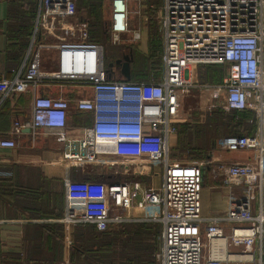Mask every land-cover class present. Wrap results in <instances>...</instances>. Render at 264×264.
<instances>
[{
    "label": "built area",
    "instance_id": "obj_1",
    "mask_svg": "<svg viewBox=\"0 0 264 264\" xmlns=\"http://www.w3.org/2000/svg\"><path fill=\"white\" fill-rule=\"evenodd\" d=\"M132 0H107V33L113 45L122 35L138 41L130 28ZM158 24L162 39L161 77L148 82L117 80L106 69L104 46L89 36L88 25L76 16V0H37L29 49L22 68L0 79L4 101L31 95L29 120L15 122L12 135L23 129L55 131L66 169L86 166L156 164L161 184L145 188L139 181L106 184L71 183L65 196L66 229L91 225L98 232L128 223L159 224L160 264H264V0H161ZM152 8V6L150 7ZM147 21V18H144ZM51 37L52 43H44ZM56 52L54 70H42V52ZM198 66H223L224 109L255 113L252 135L217 140L221 150L252 151L249 164H221L212 170L222 185L241 187L230 196L225 216L204 219L201 192L209 162L188 164L171 157L182 100L196 89ZM53 86L56 96L42 87ZM68 95H74L70 98ZM74 99V100H73ZM90 115L78 136L70 135V103ZM11 139L0 148L13 149ZM3 177L10 173L0 172ZM206 222L204 231L200 223ZM221 223L229 226L223 232ZM206 251V254H204Z\"/></svg>",
    "mask_w": 264,
    "mask_h": 264
},
{
    "label": "crops",
    "instance_id": "obj_2",
    "mask_svg": "<svg viewBox=\"0 0 264 264\" xmlns=\"http://www.w3.org/2000/svg\"><path fill=\"white\" fill-rule=\"evenodd\" d=\"M14 5L13 0H0V79H11L22 68L33 29L32 25L29 36L27 33L18 32L17 25L10 19ZM151 6L153 7L150 12L151 24L144 20L138 28L130 26L132 30L140 31L142 34L140 40L143 39L144 34L146 40L144 46L137 44L139 40L132 41L131 35L126 34L122 37H128L125 44L131 46L133 52L145 55L148 50L149 36L152 34L160 46L161 57L162 39L157 23L160 7L157 8L154 2H150L149 7ZM134 44L137 47H134ZM51 65L53 67L47 70L42 63L41 68L51 72L55 67L52 60ZM160 77L157 79L150 77L148 81L159 80ZM40 90L47 96L57 95V89L53 86L42 87ZM68 96L74 98V95ZM30 104L31 95L28 93L12 96L4 101L0 97V140L11 139L16 144L13 149L0 148V172L10 173L7 177L0 175V264H69L70 245H72L71 229H66L64 226L63 228V224L60 223L65 215L67 187L71 183H77L76 180L90 177V173L97 166L66 169V163L62 157V146L56 141V132L53 130L32 131L26 128L21 134L12 135L11 131L15 122L25 124L29 120ZM245 112H251L255 120L253 111ZM67 123L70 135L78 136L81 127L89 125L90 115L77 111L71 102ZM249 124L251 121L247 123V126ZM232 128L235 130L234 121H232ZM179 136L180 131L172 137L170 143L171 152L175 154L179 149L183 150L182 139ZM186 156L188 154L184 151L179 158H186ZM254 159L255 154L252 151H239L228 158L213 157L211 162L217 167L221 164H249ZM209 170L210 167L204 170L201 192V215L204 219L225 216L230 196L236 198L241 195L240 186L228 189L219 184L216 187L204 183L205 176L211 172ZM139 182L150 189L144 181ZM124 225L145 226L150 233L149 238L152 239V236L156 234L159 250L161 236L159 224L128 223ZM220 226L224 233H229V226L225 223H221ZM200 228L204 231L206 222L202 221ZM61 236L64 237L63 243L60 242Z\"/></svg>",
    "mask_w": 264,
    "mask_h": 264
},
{
    "label": "rangeland",
    "instance_id": "obj_3",
    "mask_svg": "<svg viewBox=\"0 0 264 264\" xmlns=\"http://www.w3.org/2000/svg\"><path fill=\"white\" fill-rule=\"evenodd\" d=\"M150 2H154L157 8L162 5L161 0H132L130 2V26L138 28L141 23L144 22V18L148 19L147 23L152 22L150 18L152 14L150 15L147 12V6ZM109 17V3L103 0L102 24L96 31L97 35L95 36L104 46L106 69H108V65L110 63H113L122 54L125 50L124 48L131 47L126 46L125 44L128 37L121 36L120 44L118 45H113L111 43V38L107 33ZM77 18L81 20L79 15ZM87 25L89 28L88 31L90 30L89 36L92 37L91 27L88 23ZM43 42L52 43L53 39L51 37H44ZM145 42L146 40L143 34V39H139L137 44L139 46H144ZM134 47H137V45L134 44ZM132 53L135 57V61L132 65V76L133 78H136L134 80L135 82H147L150 77L155 79L160 77L161 69L158 52L156 56L150 58H148V50L145 55L137 53L136 51ZM42 56L44 68L47 70L51 69L53 67L51 65V60L55 63L56 52L43 51ZM112 71L118 78H120L118 76L120 75L119 69L113 67ZM225 73V68L221 66H198L196 68L193 80L200 86H211L212 88H196L192 90L188 96L184 98V100H182L180 106V116L182 117L183 122L181 127H179V137L182 139L183 150L187 152L188 156L182 159L179 158L180 154L184 151L179 149L175 154L173 151L171 152L170 146L171 157L178 161L186 162L188 164H201L207 160L209 164L206 165V168L210 167L211 172H208V175L205 176L204 183L216 187L218 184L222 185V179L219 175H213L212 173V170L218 168V166L215 167L212 165L211 161L213 157L228 158L232 157V154L235 153L219 149L216 141L221 137L237 134L238 131L232 128V121L240 122L242 120V115H240L241 113L227 111L224 109V91L222 89L219 91L216 89L223 83ZM174 156L178 157L174 158ZM107 160L115 162V164L113 166H97L93 169L90 173V177H96L99 180V182L94 184H106L107 182L127 180L144 181L149 188H157L161 184L159 166L156 164L148 163L144 166H134L128 164L116 165V163L121 162L119 159L108 158ZM158 251L159 250L156 251L154 258L156 264H160L157 258Z\"/></svg>",
    "mask_w": 264,
    "mask_h": 264
},
{
    "label": "trees",
    "instance_id": "obj_4",
    "mask_svg": "<svg viewBox=\"0 0 264 264\" xmlns=\"http://www.w3.org/2000/svg\"><path fill=\"white\" fill-rule=\"evenodd\" d=\"M13 1L15 5L10 14L11 22L17 25L19 33H27L29 36L36 15L35 3L37 0ZM152 8L149 7L148 3L147 12L150 15ZM78 15L82 21L87 22L91 27V38L97 40L95 36L97 35L96 31L101 26L103 19V0H76V16L78 17ZM159 48L158 42L150 34L148 40V58L156 56L157 52L159 53ZM160 69L162 71L161 61ZM118 76L120 78L116 76L117 80L125 81L120 75ZM135 79L131 71L129 82H135ZM238 113H241L242 120L235 122V129L238 131L235 135H252L255 130L253 114L245 111ZM249 121H251V124L247 126ZM181 124L176 125L177 132ZM75 182L94 184L99 182V180L96 177H86V179L76 180ZM70 229L72 245H70L69 264H156L154 259L155 253L158 250L156 234L152 236V239L149 238L150 233H148L143 225L123 224L120 226H110L104 232H98L91 225H79ZM60 242H64L63 236L60 237Z\"/></svg>",
    "mask_w": 264,
    "mask_h": 264
},
{
    "label": "water",
    "instance_id": "obj_5",
    "mask_svg": "<svg viewBox=\"0 0 264 264\" xmlns=\"http://www.w3.org/2000/svg\"><path fill=\"white\" fill-rule=\"evenodd\" d=\"M122 60H115L113 63H110L108 65V70H112L113 67L119 69V73L121 75V77L125 80V81H130V63L128 62L127 59L124 60V62H121ZM28 132V130H27Z\"/></svg>",
    "mask_w": 264,
    "mask_h": 264
},
{
    "label": "flooded vegetation",
    "instance_id": "obj_6",
    "mask_svg": "<svg viewBox=\"0 0 264 264\" xmlns=\"http://www.w3.org/2000/svg\"><path fill=\"white\" fill-rule=\"evenodd\" d=\"M125 50L122 52V54L116 59V60H122L121 62L123 63L125 59L128 60L130 63V67L135 61V57L133 56V51L131 47L124 48Z\"/></svg>",
    "mask_w": 264,
    "mask_h": 264
}]
</instances>
